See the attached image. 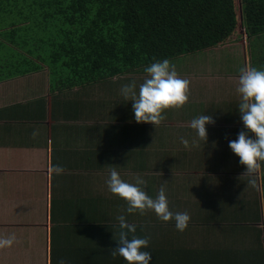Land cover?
<instances>
[{
	"label": "crops",
	"instance_id": "obj_1",
	"mask_svg": "<svg viewBox=\"0 0 264 264\" xmlns=\"http://www.w3.org/2000/svg\"><path fill=\"white\" fill-rule=\"evenodd\" d=\"M222 45L170 61L190 81V97L157 127L137 123L133 102L120 94L133 81L138 90L143 74L66 91H51L47 69L0 80V238L16 236L0 248V264H128L110 255L121 214L136 226L135 236L150 238L143 249L150 264H264L260 176L250 186L229 147L246 129L240 75L231 73L236 56L227 51L233 58L222 65ZM201 115L215 123L206 125L207 143L191 147L198 137L190 122ZM222 152L235 164L218 165ZM54 165L64 171L51 173ZM113 167L126 182L145 179L152 198L166 185L170 210L191 217L186 230L154 212L127 213L106 184Z\"/></svg>",
	"mask_w": 264,
	"mask_h": 264
},
{
	"label": "trees",
	"instance_id": "obj_2",
	"mask_svg": "<svg viewBox=\"0 0 264 264\" xmlns=\"http://www.w3.org/2000/svg\"><path fill=\"white\" fill-rule=\"evenodd\" d=\"M0 0V80L47 69L66 91L224 44L264 70V0ZM264 207V167L259 172Z\"/></svg>",
	"mask_w": 264,
	"mask_h": 264
},
{
	"label": "clouds",
	"instance_id": "obj_3",
	"mask_svg": "<svg viewBox=\"0 0 264 264\" xmlns=\"http://www.w3.org/2000/svg\"><path fill=\"white\" fill-rule=\"evenodd\" d=\"M146 76L139 85L135 81L121 86L120 94L126 101H131L135 121L159 126L165 119L167 110H180L189 102L190 81L179 76L176 66L168 59L156 61L144 69ZM237 93L240 96L238 110L245 130L238 133V138L229 142L232 152L239 157V163L246 170L242 176L249 177L248 184L256 186L255 176L264 167V70L254 67L240 69ZM210 115H201L191 120L190 127L195 130L198 140L194 139L191 147H198V141L207 143V124H214ZM251 134V135H250ZM39 131L32 133L33 138ZM181 144L187 149L189 141L180 138ZM51 173L61 174L64 169L60 165L49 168ZM134 183L124 181L115 167L110 169L106 180L108 190L123 199L127 213L145 215L154 212L162 222L175 221V227L183 232L188 227L191 217L187 212H172L166 196V185H161L155 198L144 190L147 181L141 176L134 177ZM120 232L117 246L112 248L110 255L124 258L128 264H150L152 255L144 251L149 247L150 238L135 236L136 226L129 224L125 215L117 217ZM16 242L14 234L0 238V248L11 247ZM58 264H67L60 259Z\"/></svg>",
	"mask_w": 264,
	"mask_h": 264
},
{
	"label": "rangeland",
	"instance_id": "obj_4",
	"mask_svg": "<svg viewBox=\"0 0 264 264\" xmlns=\"http://www.w3.org/2000/svg\"><path fill=\"white\" fill-rule=\"evenodd\" d=\"M237 1V11L239 14V22L240 21V1ZM242 27L239 25V28H237L236 32L232 35V37L227 41V43H224L222 47H220L221 53L229 51V53L234 56H236V61L232 62V72L231 73H236L237 75H240V69L249 67V59L246 57V51H247V46L244 43V38H243V31L241 29ZM246 47V48H245ZM231 55L227 53H223L220 58V63L224 65V63H231V58H233ZM245 59V61H244ZM223 69V67H222ZM219 158H221V163L219 164V161L217 162L218 165L223 166L224 164H229L231 162L232 165L235 164L233 156H228L227 152H222L221 155H219ZM239 159V157H238ZM239 162V160H238ZM240 164V163H239Z\"/></svg>",
	"mask_w": 264,
	"mask_h": 264
}]
</instances>
